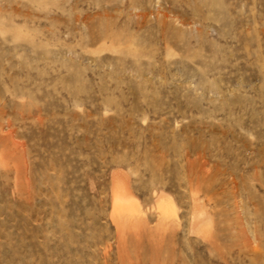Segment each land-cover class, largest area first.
I'll list each match as a JSON object with an SVG mask.
<instances>
[{"label":"rangeland","instance_id":"374dc122","mask_svg":"<svg viewBox=\"0 0 264 264\" xmlns=\"http://www.w3.org/2000/svg\"><path fill=\"white\" fill-rule=\"evenodd\" d=\"M0 264H264V0H0Z\"/></svg>","mask_w":264,"mask_h":264},{"label":"bare ground","instance_id":"6f19581e","mask_svg":"<svg viewBox=\"0 0 264 264\" xmlns=\"http://www.w3.org/2000/svg\"><path fill=\"white\" fill-rule=\"evenodd\" d=\"M118 192H119V191H118ZM118 198L120 199V196L117 197V201H118ZM126 199H127V198H126ZM120 202H121V199H120L118 202H116V206H117V207H119Z\"/></svg>","mask_w":264,"mask_h":264}]
</instances>
